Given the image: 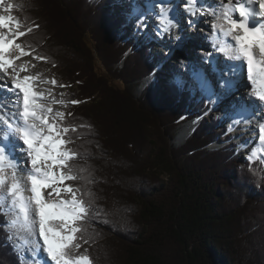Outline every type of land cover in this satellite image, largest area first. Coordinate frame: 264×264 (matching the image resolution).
Masks as SVG:
<instances>
[{"label": "trees", "instance_id": "obj_1", "mask_svg": "<svg viewBox=\"0 0 264 264\" xmlns=\"http://www.w3.org/2000/svg\"><path fill=\"white\" fill-rule=\"evenodd\" d=\"M8 1L25 32L17 43L80 101L62 121L76 129L69 163L79 179L66 183L88 207L77 242L92 264H264V158L210 150L226 139L222 125L175 80L147 79L151 48L122 29L117 0ZM198 117L182 145H169ZM6 223L0 209V264H20Z\"/></svg>", "mask_w": 264, "mask_h": 264}, {"label": "snow or ice", "instance_id": "obj_2", "mask_svg": "<svg viewBox=\"0 0 264 264\" xmlns=\"http://www.w3.org/2000/svg\"><path fill=\"white\" fill-rule=\"evenodd\" d=\"M247 5L258 4L259 11H254L242 0H222V12H217L211 7H205L202 0H182L185 21L192 29L199 26L200 19L204 16L214 18L210 25V31H206V39L214 38L217 31L226 40H220L218 47L211 44V50L204 51L201 63L209 65V70L216 73L218 70L213 66L217 54H222L230 62V67L224 72L230 79L221 81L220 86L229 91L236 88V77L243 66L246 78L251 85L249 94L264 106V0H246ZM232 5H235L233 7ZM159 8L160 26L155 29V35L163 38L165 33H170L172 27H179V12L171 0H159L156 4ZM8 5L7 10H11ZM175 13V15H173ZM233 13H238L234 18ZM153 15L151 8L144 15H140L136 21L135 32L142 34L147 28L148 16ZM260 18L257 22L256 18ZM207 23V21H206ZM13 25L15 30L12 31ZM39 28V25H35ZM0 28L8 29L7 37H0V88L12 92L14 106L19 109L15 120V127L7 124L8 129L15 134V138L22 143L18 150L22 152L23 159L12 156L10 146L0 144V192H6L10 199L4 209L7 219L8 239L13 247L19 252L22 264H44L38 258L40 249L46 253L47 258L53 264H92L88 255L72 257L69 248H80L77 235L81 229L78 222L88 215V207L80 194V188L74 187L67 181H76L79 177L74 174L70 161L77 153L69 149L70 140L65 139L67 133L75 131L62 123L65 113L55 112L45 103V93L39 91L37 85L41 81L34 76H20L13 64L14 59L8 54V49L15 48L21 55H27L23 47L14 43L17 37H23L25 32L21 30L18 20L12 16H0ZM32 31L31 28L28 29ZM182 32L175 37L176 43L183 40ZM227 41V42H226ZM242 62V64H241ZM183 63V61H182ZM11 69V72H9ZM21 71H26L21 67ZM201 87L209 84L207 73L201 70ZM10 80V86H9ZM47 83V81H43ZM56 84V81H52ZM182 81L178 80L177 85ZM66 87V85H60ZM219 98H210L209 102L215 105ZM64 103V101H60ZM72 104L80 101L72 100ZM246 110L251 111L252 106L244 105ZM68 115H71L69 113ZM243 117H235L232 124L238 123ZM249 122V121H245ZM230 125V129H231ZM7 138V137H6ZM258 139L260 146L264 148V122L258 127ZM257 153L253 151L249 159ZM10 157H12L10 159ZM13 169L11 177L6 176V169ZM30 187H25L24 179ZM46 189L47 191L45 195ZM25 191L30 196H25ZM4 197L0 196V204ZM52 221H58L61 231L52 226ZM17 237L28 245L31 259L24 254V248L16 242ZM42 241V244L39 243ZM84 243H88L87 240Z\"/></svg>", "mask_w": 264, "mask_h": 264}, {"label": "bare ground", "instance_id": "obj_3", "mask_svg": "<svg viewBox=\"0 0 264 264\" xmlns=\"http://www.w3.org/2000/svg\"><path fill=\"white\" fill-rule=\"evenodd\" d=\"M145 1H150V0H135L134 1V4L139 5L138 12H137L138 17H139V15H144L147 12L146 6H144ZM175 1L176 0H172L171 3H173L175 5ZM128 2H129V0H122V2L117 6V9L121 15H123L124 17H129L130 21L133 23V25L136 26V22H134V20H133V18H136L135 17L136 9L134 7L133 0H130V2H131L130 8L126 6ZM221 2H222V0L217 1V2H213V1H209V0H202L203 6L211 7L212 9L216 10L218 13L223 11V8L221 7ZM224 2H226V0H224ZM2 6H3V4H0V7H2ZM152 7L156 10L159 9L156 7V4H153ZM177 10L180 14V16L177 17L178 21L180 22L182 19L185 18V14L183 13V6H181V8L178 7ZM158 11H160V10H158ZM0 16H8V12L5 13L3 11L2 14L0 13ZM148 19H150V22L147 23L146 30L148 33L150 32L149 33L150 34V42L149 43L151 46H153V49H155L154 48L155 46L153 44H155L158 48L159 44H161L162 42H165L166 34H168L167 36L173 38V41H174V45L170 44V46L172 47V50L169 51L168 55L170 58L177 55V57H179V59H180L179 61H177L178 63H176L180 69L179 72L178 71L172 72L171 69H169V71H168L164 68V63L166 60L164 62H162L164 60L162 58L163 60L161 61L160 67L165 72L166 71L169 72V73H164V74L168 77L173 76V77H178L181 79H184V75H186V77L189 80L187 79L188 82H185V84L187 86L190 85L195 92L199 91V92L207 93L209 96V100H210V98H214V96H216V98H219L218 102L215 103V105H213L211 103V111H213V113L215 112L213 115H215V116L218 115L224 122L225 121L229 122V126L226 127V132L228 131L227 129H230V125H232L231 130H233V133H231V134L229 133V135H227L228 139H229V144L231 142L232 143V144H230L231 146L237 145V147H239L241 150H244V151L247 149H250L252 147L251 143L254 142V140H256V139H254L252 136H251V139H250V137H249V139H247L246 134H247V132H255V133H256V131L258 132L260 120L264 118V106H261L260 102L256 99H254L253 97L247 98L245 96L246 100L244 99L245 100L244 102L241 101V100H243L242 99V92L245 93V90H242L241 86L245 85V86H250V88H251L250 83L245 78L246 76H245V72L243 71V66L241 68V72L236 77L237 84H236L235 90L229 91L226 88H222L220 86L221 81L230 79L229 77H226L224 75V73H222L223 69L220 67L221 64H224L226 62V59L223 57V55L222 54L216 55L215 62L213 64V66L218 71L216 73H212L209 70L210 66L201 63L202 60L201 61H194L193 56L190 55V51L188 50L189 45L193 44L194 50L198 51L200 53V56H202V57H203V53L201 52V49H203L204 51H205V49H207L208 51L211 50V45L209 44L210 38L209 39L205 38L206 37V34H205L206 31L205 30H204V36H203L202 33L201 34L198 33V30H199L198 27L196 29H192L188 26L186 21L183 20L184 22L179 23L178 28L177 27L171 28L172 34L171 33H165L163 38H159L156 35H154L155 33L153 32L154 27H155L154 29H156L158 26H160L159 14L149 15ZM208 19H209L208 16L202 17L200 19L199 25L200 24L203 25L205 29H208L210 31V25L212 22L207 21ZM206 21H207V23H206ZM182 28L186 29L184 33L182 31ZM12 31H13V28H12ZM178 32H182V35L184 38L179 43V45L175 41V37L178 34ZM9 34H10L9 30L4 29V28H0V37H7ZM193 35L201 36L199 38L203 41V44L197 43V41L193 39ZM154 39H156L157 41H154ZM220 40H224V39L221 38L220 33L217 31V38L214 41V43L216 44L217 47L219 45ZM173 49H174V52H173ZM155 50L158 52L157 49H155ZM194 50L192 49L191 53ZM160 51H162V50H160ZM9 53H10V50H8V54ZM9 55H11L13 57V55L11 53ZM155 58H158V56ZM182 61H183V63H182ZM13 64L16 68L17 73L21 77L24 75H30V76L37 77L41 81V83H39L37 85V88L39 91H42L45 93L44 103L48 107H51L53 109L54 113L55 112H61V107H59V105H60L59 103H60V101H62L64 99H62L63 97H61V90L59 88L60 87L59 83L58 84L52 83L53 80L55 81L54 74L52 73V74L48 75L45 72H43L42 70H43V68H45L44 64H43V67L39 68L38 64H35L34 60L33 59L31 60L29 57L21 58L20 60H17ZM241 64H242V62H241ZM21 67L25 68L26 71H21ZM199 70H202L204 73H207V79L209 81V84L203 88L201 87L202 76H201V73L199 72ZM9 72H11V69H9ZM0 75H2V74H0ZM43 81H47V83H44ZM9 85H10V80H9ZM8 96H12L14 98V95L12 92H8L6 90L4 91V89L0 88V112L5 116V120H7V122H8L7 123L6 121H4L3 125L0 124V142L4 145L10 146V151L12 152L13 157H15L17 159H23L24 154L18 150L19 147H22V143L19 142L18 139L15 138L14 133H10V132L6 131V129H7L6 125L9 123H11L15 127V120L18 119V115H17L18 112L16 113V110L19 111V109L17 107L12 105L11 102H14V101L11 100L10 98H8ZM234 97H236V98H234ZM230 99H235V100L241 101L242 106H238L239 107L238 108L237 106L231 104ZM244 105L252 106V110L251 111L246 110L243 107ZM3 110H5V114L3 113ZM218 111H219V113H218ZM235 117H243V119L240 120L236 124H232V121ZM245 121H249V122H245ZM58 122H60V121L58 120ZM253 122L256 124H254ZM262 122H264V119L262 120ZM195 126H196V123H195V125L194 124L193 125H191V124L186 125L182 129L181 133H179L177 138L175 139V144H177V145L181 144V142L184 139H187L189 137V135L191 134V132L194 130ZM7 139H9V141H7ZM11 158L12 157H10V159ZM23 182H24L26 188L30 187V185L28 184L27 179H26V173H25V179ZM44 191H45V195H46L47 191H50V189H46ZM24 195L30 196V192L25 191ZM8 204H10V200L7 202V205ZM51 224L54 227V229H56L57 231H60L59 226H58V221H52ZM17 242H21L23 244V241L21 239H19V237H17ZM39 243L42 244V241H39ZM27 247H28V245L23 244L24 254H26V256L30 260L32 254L27 251ZM44 254L45 253L43 252V249L41 248L39 251V254H38V258L39 259L43 258ZM70 255L72 257L77 256V255H73V254H70ZM48 260H50V259H48Z\"/></svg>", "mask_w": 264, "mask_h": 264}, {"label": "rangeland", "instance_id": "obj_4", "mask_svg": "<svg viewBox=\"0 0 264 264\" xmlns=\"http://www.w3.org/2000/svg\"><path fill=\"white\" fill-rule=\"evenodd\" d=\"M122 1V0H121ZM134 1L135 0H133V4H134ZM182 1V0H181ZM0 4H3V6L2 7H0V13L2 14V12L4 11L5 13H7L9 10H7L8 9V5H9V1L8 0H0ZM119 5V4H118ZM130 5H131V2H130V0H129V2L127 3V7H129L130 8ZM216 6V5H215ZM134 7H135V9H136V12H135V17L136 18H133V20H134V22H136V20H138L139 19V17H138V15H137V12H138V7H139V5L138 4H134ZM214 10V9H213ZM118 9H117V5H114V12H115V14L118 16V18L120 19V21L123 23L122 24V27H123V29H124V31H126V33H127V35H130V37H136V35H140V34H137L134 30H135V28H136V26H134L133 25V23L130 21V18L129 17H124L123 15H121L120 14V12L118 11ZM118 13V14H117ZM140 16V15H139ZM138 17V18H137ZM209 17V16H208ZM184 18V17H183ZM212 19V20H211ZM184 20H185V18H184ZM207 21H210V22H214V18H212V17H209V19L207 20ZM150 22V19H148V23ZM157 25V24H156ZM155 25V26H156ZM187 25V24H186ZM155 28V27H154ZM153 28V32L155 33V29ZM198 33H202V35L204 36V30H205V28H204V26L203 25H199L198 26ZM8 30V29H7ZM15 30V25H13V31ZM185 28H182V31H183V33L185 32ZM143 32H147V30L145 29V30H143ZM150 33V32H149ZM171 34H172V32H170ZM170 34V35H171ZM205 34H206V32H205ZM155 35V34H154ZM168 34H166V39H165V42H162L161 44H159V46H158V48H157V46L155 45V44H153L155 47V49H157L158 50V52L155 50V49H153V46H151L150 45V35H149V37H148V40L146 39L145 40V44H146V46H149L150 48H151V50H150V56H151V59H152V62L156 65V68H155V70H154V72L147 78V79H154V80H156V83L158 84V85H160V86H164L165 84H166V82L167 81H169L170 79H176V78H174L173 76H166L164 73H169L168 71H169V69H171L172 70V72H175V71H178L179 72V67L177 66V64L176 63H178L177 61H179L180 59H179V57H177V55L176 56H173L172 58H170L169 57V55H168V53H169V51L170 50H172V47L170 46V44H172V45H174V41H173V38H171V37H168L167 36ZM199 37H201V36H195V35H193V39L194 40H196L197 41V43H200V44H203V41L199 38ZM154 41H157L156 39H154ZM194 50V45L193 44H190L189 45V48H188V50L190 51V55L191 56H193V58H194V61H201L202 60V56H200V53L198 52V51H196V50H194V51H192V53H191V50ZM160 50H162V51H160ZM173 52H174V49H173ZM10 53L13 55V58H14V53H13V50L12 51H10ZM9 53V54H10ZM159 53V54H158ZM156 55V56H155ZM158 56V58H155V57H157ZM16 57H19V59H14L13 60V63L14 62H16L17 60H20L21 58H24V57H29L31 60L33 59L34 60V62H35V64H38V67L39 68H41V67H43V64H44V66H45V68H43V72H45L46 74H48V75H50V74H54V76H55V81H56V83L58 84L59 83V85H62L63 84V79L60 77V72L59 71H57V70H55V68H53L52 66H50L47 62H44L43 60H38V59H36L35 58V56H33V55H30L29 53H27V55H21V53H17L16 54ZM176 57V58H175ZM164 60H163V59ZM178 59V60H177ZM163 60V61H162ZM166 60V61H165ZM170 60V61H169ZM161 61L162 62H164L165 61V63H164V68L166 69V70H168V71H164L163 69H161ZM78 66H80V64H77ZM45 70V71H44ZM186 77V75H184V79L183 80H185L186 82H188L187 81V77ZM189 80V79H188ZM184 83V82H183ZM10 86V85H9ZM58 86V85H57ZM183 86H186L185 84H183ZM183 86H182V88L181 89H183ZM60 88V90H61V97H63L62 99H64V100H62V101H64V103H59L58 105H59V107H61V112H63V113H65V114H67L68 112H69V109H68V107L70 106V105H72L71 103H70V101L69 100H71L69 97H70V94H71V92H72V88H70V90H68V88H65V87H59ZM241 88H242V90H245V93H243L242 92V99L243 100H241L242 102H244L246 99H245V96L247 97V98H250L251 96H250V94H249V89H250V86H245V85H242L241 86ZM141 89H142V87H139L138 89H136L135 91H134V96L137 98V97H139V95H140V92H141ZM187 90H189L188 88H186ZM5 91V90H4ZM190 92H191V96H192V100H193V102H196L198 99H203V100H205V101H208L209 102V96H208V94L207 93H205V92H199V91H197V92H194V90H189ZM215 98H216V96H214ZM8 98H10L11 100H13L14 101V98L12 97V96H8ZM234 98H236V97H234ZM66 99V100H65ZM245 99V100H244ZM241 101H238V100H235V99H230V103L231 104H233V105H235V106H242L241 105ZM12 103V105H14L13 104V102H11ZM57 104V103H56ZM246 104V103H245ZM210 108H211V103L209 102V107H208V109H206V113H205V115L206 116H209V117H213V118H218V121L220 122V124L222 125V127H228L229 126V122L228 121H223L218 115H213L214 113H213V111H210ZM239 108V107H238ZM64 109V110H63ZM18 112V110L16 111V113ZM3 113L5 114V110H3ZM218 113H219V111H218ZM80 114V113H79ZM212 114V115H211ZM194 121L193 122H189V121H187V122H185L183 125H181V126H179L180 127V129H178L177 130V135L175 136V139L177 138V136H178V134L179 133H181V131H182V129L186 126V125H188V124H191V125H195V123H197L198 122V120H200V118H195V119H193ZM262 120L263 119H261L260 120V123L262 122ZM4 121H6L7 122V120H5V116L0 112V124H2L3 125V123H4ZM191 121V120H190ZM8 123V122H7ZM60 123H62L61 121H60ZM254 123V122H253ZM254 124H256V123H254ZM62 125H65V122H64V124H62ZM197 125V124H196ZM196 127V126H195ZM228 131H227V133L225 134V135H229V133L231 134V133H233V130H231V129H227ZM72 135H73V138L75 139V136H74V133H72L71 135H69V133L67 134V136L65 137V138H67V140H70L71 141V143H69L68 145H67V147L70 149V148H73V144H75L74 143V141L72 140ZM70 136H71V138H70ZM251 136L254 138V139H256V140H254V142H252L251 143V148L250 149H247V150H241L239 147H237V145H233V146H231L230 145V147L229 148H231L232 150H233V152L234 151H236V154H234L236 157L235 158H237V160L238 161H243L244 159H246V158H249V156H250V154L253 152V151H256V155L255 156H252V158H254V157H258L259 159H263L264 158V148H260L259 147V145H260V142H259V139H258V137H257V134L255 133V132H247V134H246V138L247 139H249V137H250V139H251ZM175 139L171 142V144H169V145H172L173 147H177V146H180V145H182L184 142H185V140L186 139H184L182 142H181V144H175ZM228 141H226V142H224V143H216V142H214V143H212L211 145H210V150H216V149H218V147L219 146H221V145H223V144H226V143H229V139H227ZM230 144H232L231 142H230ZM253 144V145H252ZM17 147V146H16ZM79 149H81L83 152H86L87 153V151L85 150L86 148L85 147H78ZM86 155V154H85ZM87 157V156H86ZM12 172H13V170L12 169H10V168H7L6 169V176L7 177H11V175H12ZM0 196H3L4 197V202H3V204H0V209L3 211V209L6 207V205H7V202L10 200L8 197H7V195H6V192H0ZM4 212V211H3ZM8 218L6 217V220H7ZM58 226H59V229H60V225H59V222H58ZM6 229H7V226H6ZM62 229H60V231H61ZM11 243H12V241H10ZM16 242H17V239H16ZM18 244H21L22 246H23V244L21 243V242H17ZM12 245H13V243H12ZM87 248H90V246L89 245H86V246H84V247H81V248H75V247H70L69 248V254H73V255H77V256H80V255H86L87 253H86V249ZM15 254H17L18 256H19V252L17 251V250H15ZM25 256H26V254H25ZM27 257V256H26ZM20 259V258H19ZM27 259L29 260V258L27 257ZM20 264H22V262H21V259H20Z\"/></svg>", "mask_w": 264, "mask_h": 264}, {"label": "water", "instance_id": "obj_5", "mask_svg": "<svg viewBox=\"0 0 264 264\" xmlns=\"http://www.w3.org/2000/svg\"><path fill=\"white\" fill-rule=\"evenodd\" d=\"M194 120H191V121H189V122H193ZM197 124V123H196Z\"/></svg>", "mask_w": 264, "mask_h": 264}]
</instances>
